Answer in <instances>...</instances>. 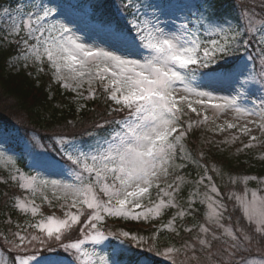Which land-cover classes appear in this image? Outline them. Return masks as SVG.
Segmentation results:
<instances>
[{
	"label": "snow or ice",
	"instance_id": "1",
	"mask_svg": "<svg viewBox=\"0 0 264 264\" xmlns=\"http://www.w3.org/2000/svg\"><path fill=\"white\" fill-rule=\"evenodd\" d=\"M231 7L234 17L218 16L215 0H24L15 15L5 11L11 23L0 37V47L11 48L25 67L46 62L53 82L80 98L95 99L99 93L111 105L108 118L86 130V138L56 132L39 136L30 128L20 135V127L0 126V153L12 154L19 162L14 154L19 151L38 173L27 177L21 173L19 187L33 194L50 187L66 202L62 208L71 201L65 219L49 215L46 221L16 225L10 238L3 237L0 248L11 264H30L39 255L36 244L48 251L63 249L68 264H96L97 253L84 248L86 241L101 245L100 264H135L129 253L148 241L132 229L108 230L105 217L148 221L180 208L176 196L187 181L177 174L183 166L175 161L187 158L182 141L193 125L209 120L206 110L215 116L234 112L237 119L251 117L243 126L227 121L219 126L220 132L240 133L224 143L248 135L249 143L237 151L258 140L250 135L254 129L264 138V21L241 15L238 0H231ZM230 57L236 59L235 65H229ZM85 83L86 96L79 91ZM219 88L229 89V94H221ZM185 105L197 117L203 115V121H185ZM45 140L43 150L34 151ZM53 164L63 167L53 173ZM202 167L196 184L208 181L203 194L205 222L181 228L186 238L181 237L180 248L165 245L161 251L158 237L150 236L152 246L147 250L169 258L170 264H176L173 254L181 252V264H264V178L244 177L258 184L250 198L247 191L243 197L228 194L229 202L235 200L234 211L240 213L233 223L225 194L208 175L207 166ZM170 176L174 178L165 189L160 181ZM230 180L239 183L238 177ZM154 184L158 201H152ZM200 195L193 192L186 210L176 212L161 227L153 225L152 231L173 228L177 218L195 219L193 205ZM145 198L150 202L146 211L141 203ZM16 206L25 214L37 212L27 200ZM33 229L40 234L32 235ZM77 233L83 239H74ZM110 238L121 243L111 245ZM30 246L36 255H27Z\"/></svg>",
	"mask_w": 264,
	"mask_h": 264
},
{
	"label": "trees",
	"instance_id": "2",
	"mask_svg": "<svg viewBox=\"0 0 264 264\" xmlns=\"http://www.w3.org/2000/svg\"><path fill=\"white\" fill-rule=\"evenodd\" d=\"M7 0H0V6ZM241 4V13H249L258 20L264 21V12L261 11L264 8V4L261 0H238ZM216 14L223 17L224 15H231L233 13L231 7V0H215ZM259 25L258 28H260ZM0 37L2 33L0 32ZM3 44V41H0ZM16 54L7 45L0 47V99L2 105H0V116L4 117L5 114H16L19 117L25 119V123L32 126L33 129L39 134V136L50 135L53 132L56 133H71L78 137L86 138V130L92 128L94 124L102 122V120L108 118V107L104 98L97 93L95 99H82L76 96L71 90H66L60 86L59 83H54L51 77L48 65L45 62L43 65L25 67L22 64L19 68H9V60L15 57ZM235 58H228L229 65H235L237 63ZM234 60V62L232 61ZM232 61V62H231ZM43 66L44 72H38L36 69ZM215 67V66H213ZM87 95V92L84 93ZM84 105V107H81ZM187 112L185 121L201 120L191 112ZM2 117H0L2 119ZM0 119V125L10 128L12 124H8L5 120ZM69 121L72 123L69 124ZM202 125V127H201ZM206 131L203 129V123L199 126L193 125L187 136L183 139L186 159H178L183 162L182 170L177 174L183 176L187 183L182 185L178 195L176 196L177 203L181 205L183 209H187L190 197L192 193L197 191L202 186H197L196 181H199L203 175V167L209 164H214L216 171L209 170L213 181L218 184L220 190L224 193L222 188L225 187V181L230 177H252L257 178L264 177V156H260L253 150L243 149L237 151L232 148V143H224L225 139L230 141V137L237 135L235 129L226 130L219 133L207 132L208 141L202 143L201 132ZM204 133V134H205ZM211 134V135H210ZM210 135V136H209ZM206 136V134H205ZM241 137V136H240ZM44 144L47 141H43ZM260 149L264 151V142L260 146ZM204 153V157H200V153ZM19 163L24 170H28L25 158H19ZM224 186V187H223ZM199 191V190H198ZM15 190L10 183L0 182V229L9 226L7 217L10 215L14 217V208H11L13 203ZM227 203L228 213H232V221L235 222L236 216L239 212L234 211L233 203L229 202L225 197ZM197 209L195 219L192 215L185 216L184 218H178L177 227L175 231H171L165 242H159V245H167L168 242L173 243L174 247L180 246L181 237L186 238V234L181 231V228L185 226L192 227L194 223H201L203 219V213L205 207L200 202V199L196 198L193 205ZM174 215V211H167L162 217L154 221V223L160 227L161 224H165L168 218ZM224 223H228L227 214H225ZM127 227L126 229H137L135 227ZM11 226H14L11 223ZM176 231H181V236H176ZM144 235H151L152 230L143 232L138 231ZM35 247L39 248L35 245ZM41 254H48V250L40 247ZM60 254H66L59 251Z\"/></svg>",
	"mask_w": 264,
	"mask_h": 264
},
{
	"label": "rangeland",
	"instance_id": "3",
	"mask_svg": "<svg viewBox=\"0 0 264 264\" xmlns=\"http://www.w3.org/2000/svg\"><path fill=\"white\" fill-rule=\"evenodd\" d=\"M14 2H16V4H14ZM23 2H24V0H7V3H5L0 8V30L4 36H5L6 31L9 29L10 23H11V21L4 15L5 11L7 10L9 13L15 15V9L20 7L23 4ZM244 14H248L249 16H251V18L253 20H258V18L253 17L249 13H245V12L241 13V15H244ZM234 15L235 14L233 12L231 15H224V16L234 17ZM259 25L260 24H258L257 27H259ZM7 38L12 40L16 37L9 36ZM234 60H232V61L234 62ZM22 64H24V61L18 60L17 57H14V58L10 59L9 67L10 68H19ZM105 82H107V81H105ZM97 87H98V84H96V83H94L92 85L93 89L97 88ZM88 88H89V85L87 83H85L83 89H81L79 91L83 92V94H84V92H87ZM218 91L224 95L229 94V89H227V88H219ZM0 105H2L1 99H0ZM183 107H184L185 111L188 110L186 105ZM188 112H190V111L188 110ZM205 114L209 117V120L207 122L203 123V129L206 131V133L203 131L201 132V134L203 135L202 136L203 138L201 140L202 143L203 142L206 143L208 141V136H207L208 131L210 133H219L220 132L219 126L225 125L226 121L238 124L240 126H243L245 123H247V121L249 119H251V117H248V116H241L239 119H237V116L234 112H229L226 115L215 116L213 111L210 109L206 110ZM0 117H2V116H0ZM200 118L203 120V115L200 116ZM183 119L186 120L185 117H183ZM1 120H5L8 124H12V126L15 125L17 127H20V129H21L20 135H23V129L24 128L33 129L32 126L25 123V119L22 118V116L19 117L15 113L14 114H5ZM0 126H2V125H0ZM2 127H4V126H2ZM201 127H202V125H201ZM249 127H252L254 129L253 125H249ZM235 130L237 133H239V131L237 129H235ZM204 133L206 134V136ZM250 135L257 136L258 140L253 141L252 142L253 146L251 148H248V149L253 150L255 153H257L260 156H264V151L260 149V146L264 142V138L260 137L259 132L255 129L250 133ZM232 137H230V141L232 140ZM38 139H39V136H38ZM224 141H226V139ZM247 143H249L248 135H243L240 137V139L236 140L235 142H233L230 145H232V148H235L237 150V149H242L243 144H247ZM46 144H44L43 141L37 143L35 145L36 149L34 151H36L38 153L39 151L43 150V148L45 147ZM14 154L17 155L18 159L22 158L20 156L19 151H16ZM50 155L52 157H55L54 152L51 153ZM25 160H26L27 167H31L32 166L31 161L28 160L27 157H25ZM175 163L183 166V162H181L178 159L175 161ZM62 167L63 166L60 164H53L52 167L50 168V171H52L53 173H57L62 169ZM17 169H20V172H18ZM207 169H208V175H210L209 170L216 171L214 164H209ZM21 173L25 177L38 174L35 170L30 169V168L28 170H24V168L21 167L20 163L17 162V159L14 155L0 153V182L10 183L11 186H13V189L15 190V194H14L15 197H14L13 203L11 205V208H14V211H13L14 217H11L10 215H8L7 222L9 224V226L6 228V230L4 228L0 229V242H2L3 237L5 235H9V238H10V233L13 231H16V227H15L16 225H23L26 227L30 223L35 224V223H38L40 220L46 221V219L49 215L53 216V218L55 220H62V219L66 218L64 213L66 211L70 210L71 201L70 200L67 201L68 207L62 208L61 205L65 204L66 202L61 198V194L59 192H56L54 194L53 190L50 187L47 190H39L36 194H33L30 191H26L24 189H21L19 187V185L23 182L20 179ZM13 177H16V179L13 180ZM244 177L245 176L238 177L239 183L236 185H233L231 183V180L227 179L225 181L226 185H225V187L223 186L224 188H222L224 190L225 197H228V194H232L234 197L235 196L243 197L245 194V191H247L248 197L250 198L251 191L256 189L258 184H257V181H253V180L245 181ZM40 178L43 179L44 177L41 176ZM172 178H174V176H170V178L168 180H161L160 181L161 186L165 187V189H166L167 184L172 183ZM262 178H264V177H262ZM110 182L111 181H109V183ZM205 185H208L207 180H205L204 184H202V186L200 188H198L201 195L199 197H197L198 199H200V202L203 205V207H205V211L203 213V219H202L201 223L205 222L206 212H207V204L203 201V194L206 191H208V189L205 187ZM217 186H218V184H217ZM209 187H210V185H209ZM96 191L99 193V191H100L99 185L97 186ZM151 192H152V201H158L159 197H157V195H156L155 184L153 185ZM44 197H47V199H44ZM102 198H104V197H102ZM104 199H106V198H104ZM191 199H192V197H190V199H188L187 201H190ZM24 200H27L29 202L30 206L34 203V205L37 207V212L35 214H33L30 210L27 214H25L22 210H20L16 206L17 201L22 202ZM176 202H177V200H176ZM233 202H235V200H233ZM141 203L145 205V211H146L147 206H150V202L147 198H145V200L142 201ZM170 210H172V212L174 211V214H175L176 212H178L180 210H185V209H183L180 205V208H173V209H169L168 211H170ZM158 218H160V217L153 216L148 221H145L142 219L141 221L137 222V221H130V220L124 219V218H116V217H107L106 216L104 222H106L108 220H116L118 222H122L123 224L128 223L129 224L128 227H130L132 224H135L134 227H137V224L148 225V224H151L152 222L158 220ZM171 218L172 217L168 218V220H170ZM9 220L11 221V223L14 226H11V223H9ZM177 223H178V221H176V224L173 226V228H169L166 231H163L162 233L151 232V235L158 237V242H165L167 237L170 235V232L176 230ZM224 224L226 227L229 226L228 223H224ZM162 225L163 224H161V226ZM122 227L125 229L127 226L126 227L125 226H118V227L109 226V228H107V229L111 230V231H119L120 228H122ZM184 228H188V226H185ZM138 230L143 231L141 228H137V229H134L133 234H137ZM143 232H145V231H143ZM31 234L32 235L40 234L39 229H33ZM138 235L143 236L145 238V240L148 241V243L145 244L141 248H133L132 252L129 253V255L132 256V259L134 260L135 264H170L169 258L164 257V256H160V255H156L155 251H148L147 250L148 247L152 246V241L148 240V238L150 237L149 235H144V234L139 233V232H138ZM74 239H83V235L80 233H77L74 236ZM102 243H107V242H102ZM110 243H111V245H119L121 242L118 240L110 238ZM134 244H135V242H133V246H134ZM36 246H38L39 248L34 246L35 249L40 251L41 245L36 244ZM164 246L165 245H160L161 251H163ZM167 246H170L173 248H180L181 247V245L174 247L175 245H173V243H171V242H168ZM100 247H101V245H93L89 241H86L85 245H84V248L86 250H88L89 252L95 251L97 253L96 256L94 257L96 264H100V261L104 258V253L99 251ZM123 247L132 248L131 245H127V244L123 245ZM61 250L63 253H65L64 250L61 248H55L52 251H48V254H41L39 252V255H37L36 258L30 262V264H68V261H69L68 254L66 253L67 257L66 256L62 257L61 254L59 253V251H61ZM255 250L256 249L254 247V251ZM36 254H37V252L33 251V246H30L29 249L27 250V255L32 256V255H36ZM0 259H4L5 264H11L10 258L8 256V254H6V252L3 250V248H0ZM171 259H174L176 261V264H181V261L184 260V255L182 252L179 255H176L174 253L173 257ZM81 264H83V261H81Z\"/></svg>",
	"mask_w": 264,
	"mask_h": 264
}]
</instances>
